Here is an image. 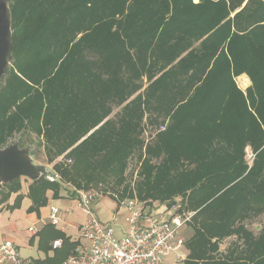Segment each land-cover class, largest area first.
Instances as JSON below:
<instances>
[{
	"label": "trees",
	"instance_id": "1",
	"mask_svg": "<svg viewBox=\"0 0 264 264\" xmlns=\"http://www.w3.org/2000/svg\"><path fill=\"white\" fill-rule=\"evenodd\" d=\"M7 1L0 146L29 127L50 162L66 150L72 159L53 164L60 180L35 182L119 184L142 146L144 112L150 123L169 116L146 146L139 197L171 205L180 196L195 212L188 259L176 264H264V230L243 224L264 212V0ZM240 74L251 81L245 93ZM231 234L240 246L214 259Z\"/></svg>",
	"mask_w": 264,
	"mask_h": 264
},
{
	"label": "built area",
	"instance_id": "2",
	"mask_svg": "<svg viewBox=\"0 0 264 264\" xmlns=\"http://www.w3.org/2000/svg\"><path fill=\"white\" fill-rule=\"evenodd\" d=\"M57 178V173L47 177L51 181ZM105 193L112 195L118 205L110 220L103 223L96 216L94 206ZM73 195L77 206L87 215L78 233V238L85 242L80 243L62 264H162L163 258L173 252L177 261L183 257L180 249L184 237L180 229L193 213L180 211L179 203L168 206L158 201L121 198L103 192L101 184L75 189ZM120 209L126 210L124 215L119 212ZM58 220L59 209L52 206L49 222L56 224ZM118 226H121L120 234ZM29 230L33 228L29 227ZM61 246L62 239L52 240L53 250ZM0 264L36 263L31 258H24L12 240L4 239L0 243Z\"/></svg>",
	"mask_w": 264,
	"mask_h": 264
},
{
	"label": "crops",
	"instance_id": "3",
	"mask_svg": "<svg viewBox=\"0 0 264 264\" xmlns=\"http://www.w3.org/2000/svg\"><path fill=\"white\" fill-rule=\"evenodd\" d=\"M74 190L66 182L38 183L24 176L5 186L0 194V242L3 239L12 240L20 254L24 258L33 259L36 264H62L80 243L85 242L78 238V233L87 215L78 206L82 214H77L73 208L71 202H76ZM106 195L115 199L112 195L103 196ZM103 196L95 202L94 211L102 208L100 199ZM52 206L59 209L56 224L49 222ZM125 212L121 210L122 215ZM121 226L117 227L119 234ZM29 227L33 230H29ZM56 238L62 239V246L53 250L51 242ZM178 262L175 257L172 264Z\"/></svg>",
	"mask_w": 264,
	"mask_h": 264
},
{
	"label": "rangeland",
	"instance_id": "4",
	"mask_svg": "<svg viewBox=\"0 0 264 264\" xmlns=\"http://www.w3.org/2000/svg\"><path fill=\"white\" fill-rule=\"evenodd\" d=\"M193 2H198V0H193ZM10 21H11V18H10ZM11 35H12V27H11ZM242 79L244 80L242 81ZM245 79H247V81H245ZM234 80H235V84L237 85V87L244 93L246 92L247 87L251 84V81L246 74H240L236 76ZM147 83L148 81L144 78L142 87L138 91L134 92V94L138 93L139 91H143ZM119 109L120 107L113 108V111L110 114V116L111 117L115 116L116 112L119 111ZM149 115L150 114L148 111H145L143 114V117L140 122L141 129H140V134H139V139L142 142V146L139 149H135V151L132 152L128 156L126 160V165L123 171L122 182L117 184L115 182V179H112V178H108V180L106 181H100L98 184H101V189L103 190V192H109L121 198L134 197V198L140 199L139 185L144 178V175L141 173V169H142L143 162L147 157L146 146L152 145L154 143L157 133L164 131L167 128V125L170 121L169 116H167L164 119L162 117L161 121L158 123H150V120L148 117ZM41 122L43 121L41 120ZM40 125L43 126V123H40ZM15 141H18L19 146H23V147L28 146L29 152L34 162L44 165L47 169L52 170V165L56 162L62 161V159L63 161L65 159L68 164L71 163V162H68L67 158H64L66 157L64 156L65 153H67L69 150H66L61 155L56 156L55 159L52 162H50L49 158H51V155L50 153L48 154L47 150L45 149L46 145H45L43 136L41 134H36V132L29 127L28 129L26 128L23 131L15 132L8 139L5 145H8L9 143H13ZM245 152H246V155H245L246 160L248 161L249 164H251L254 158V154L251 148L249 146H246ZM159 161L160 159L156 157H152L149 162L151 164L156 165L159 163ZM146 200H151V199H146ZM100 201H101L100 205H102V208L100 207L98 211L96 208L95 214L101 220V222L106 223L112 217L114 210L117 208L118 202L112 197H109L107 195L103 196L100 199ZM152 201H158V200H152ZM160 203H166V205L170 206V204H168L167 202H160ZM175 203L180 204V211L184 212L185 214L195 213L194 211H187L184 209L183 203L181 204L180 196H177L175 198V202L173 204ZM71 204L73 208L76 209L77 214H82L80 210L78 209L76 202H71ZM121 210L122 209H120L119 211L120 213H121ZM190 221H191V218L187 222V224L184 225L180 229V233L184 237V243L180 249V253L182 254L183 257L181 258L179 263H186L188 259L189 251L187 248L186 239L192 233V229L189 225ZM243 224L246 226L247 229H249L254 234L259 233L260 230H264V212L258 215L251 214L249 217L243 220ZM2 241H4V239ZM2 241L0 243H2ZM239 243L240 241L237 238L236 234H231V236L224 238L223 240H221L220 248L218 247L216 251H213V258L214 259L223 258L235 244L237 246ZM174 262H175V255L173 252L170 255L164 257V261L162 264H172Z\"/></svg>",
	"mask_w": 264,
	"mask_h": 264
},
{
	"label": "water",
	"instance_id": "5",
	"mask_svg": "<svg viewBox=\"0 0 264 264\" xmlns=\"http://www.w3.org/2000/svg\"><path fill=\"white\" fill-rule=\"evenodd\" d=\"M7 0H0V81L6 68L11 64L12 41L11 21ZM54 171L35 163L28 146H19L18 141L0 147V189L3 184L18 177L43 181Z\"/></svg>",
	"mask_w": 264,
	"mask_h": 264
},
{
	"label": "bare ground",
	"instance_id": "6",
	"mask_svg": "<svg viewBox=\"0 0 264 264\" xmlns=\"http://www.w3.org/2000/svg\"><path fill=\"white\" fill-rule=\"evenodd\" d=\"M244 79H242V81H243ZM245 81H247V79H245Z\"/></svg>",
	"mask_w": 264,
	"mask_h": 264
}]
</instances>
